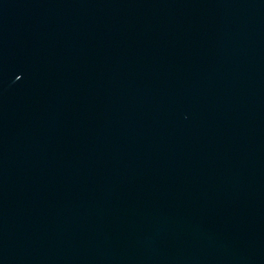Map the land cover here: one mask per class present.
I'll return each instance as SVG.
<instances>
[{
    "label": "water",
    "instance_id": "water-1",
    "mask_svg": "<svg viewBox=\"0 0 264 264\" xmlns=\"http://www.w3.org/2000/svg\"><path fill=\"white\" fill-rule=\"evenodd\" d=\"M0 264H264V0H0Z\"/></svg>",
    "mask_w": 264,
    "mask_h": 264
}]
</instances>
